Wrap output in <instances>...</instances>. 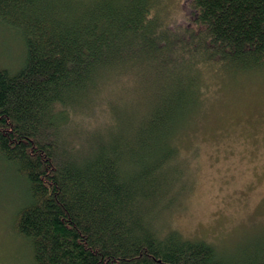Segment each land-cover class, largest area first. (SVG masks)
I'll return each mask as SVG.
<instances>
[{"label":"trees","instance_id":"16d2710c","mask_svg":"<svg viewBox=\"0 0 264 264\" xmlns=\"http://www.w3.org/2000/svg\"><path fill=\"white\" fill-rule=\"evenodd\" d=\"M156 3L0 0L24 52L14 72L0 65V161L27 192L14 228L34 264H264V250L229 261L153 214L179 182L177 131L202 73L264 74V0H187L185 27ZM117 81L147 98L135 126L115 106ZM79 116L111 126L80 137Z\"/></svg>","mask_w":264,"mask_h":264},{"label":"rangeland","instance_id":"374dc122","mask_svg":"<svg viewBox=\"0 0 264 264\" xmlns=\"http://www.w3.org/2000/svg\"><path fill=\"white\" fill-rule=\"evenodd\" d=\"M156 2L162 7L163 18L175 20L177 26L189 25L184 15L187 0ZM20 41L14 30L0 22V65L11 72L24 57ZM169 71L173 75L181 72L179 68ZM231 79L212 70L202 73L200 82L206 91H199L197 106L191 107V116L180 122L177 131L179 182L162 194L170 205L163 209L157 205L153 214L161 212L153 219L157 229L203 240L227 260L238 261L264 250V74ZM113 84L117 85L115 106L127 114L126 122L135 126L147 98L123 93L131 86L123 81ZM101 87L100 99L115 90L107 84ZM97 104L99 101L94 107ZM98 121L97 117L94 121L79 116L73 124H78L80 137L83 132L91 133L97 124L101 130L111 126ZM11 172L0 161V264H34L30 244L14 228L18 210L28 196ZM183 184L181 193L177 187Z\"/></svg>","mask_w":264,"mask_h":264}]
</instances>
